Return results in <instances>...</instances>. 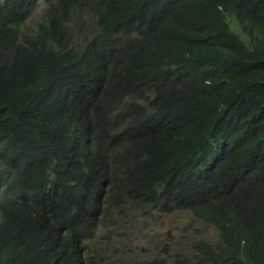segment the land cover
I'll use <instances>...</instances> for the list:
<instances>
[{
	"label": "clouds",
	"instance_id": "9594fccd",
	"mask_svg": "<svg viewBox=\"0 0 264 264\" xmlns=\"http://www.w3.org/2000/svg\"><path fill=\"white\" fill-rule=\"evenodd\" d=\"M35 2L27 21L31 29L36 31L40 20H46L48 29L61 33L65 27L59 1ZM71 2L86 11L77 0ZM243 3L247 5L245 11L257 9L264 15V3ZM31 19L35 21L29 23ZM224 19L227 29L244 35L236 14L225 13ZM216 29L217 25L210 22L206 31L212 34ZM101 62L103 67L99 65L86 75L71 74L70 80L80 86L79 106L85 107V112L69 114L74 128L67 136L40 142L47 148L54 147L60 158L54 160L42 182L34 185L27 175L37 165L33 155L19 160L17 173L0 181V219L17 225L25 235L33 236L43 229L59 234L42 243L48 244L51 264H128L121 263L115 253L134 242L143 226L141 221H157L186 211L205 221L186 201L203 196L223 176L254 186L264 198V130L252 132L253 116L264 115L258 98L250 107L245 104L235 108L226 124L210 117V112L221 106L219 88L203 69L182 70L177 75L193 105L190 114H184L177 108L173 90H167L168 79L151 80V88L138 100L133 80L141 78L143 65L111 57ZM148 69L149 64L146 72ZM252 80L264 82V66L257 65V71L246 81ZM158 89L162 92L157 97ZM89 106H106L107 112L97 121L89 118ZM55 113L54 105L48 102L46 112L37 114L41 122H48L43 126L45 131L53 129ZM172 113L186 125L196 120L197 125L204 122L205 128L194 134L184 125H172L168 118ZM164 114L167 116L162 118ZM234 115L250 116L243 120ZM239 140L245 147L237 146ZM57 168L69 188L79 182L87 189V196L68 201L56 182ZM1 196L18 204L19 211L9 213L11 208L3 204ZM205 222L217 229L215 242L203 237L187 247H172L158 258L145 256L151 259L138 264H214L198 258L205 244L216 250L223 242L218 227ZM250 237L264 257L262 217L252 218ZM230 245L240 258L234 260L235 264H255L244 248L234 242Z\"/></svg>",
	"mask_w": 264,
	"mask_h": 264
},
{
	"label": "trees",
	"instance_id": "16d2710c",
	"mask_svg": "<svg viewBox=\"0 0 264 264\" xmlns=\"http://www.w3.org/2000/svg\"><path fill=\"white\" fill-rule=\"evenodd\" d=\"M57 1L65 27L61 33L48 29L46 20H40L36 31L31 29L27 21L35 0H0L1 182L8 174H16L19 160L30 155L37 165L27 175L34 185L42 182L54 160L60 158L54 147L47 148L40 142L67 136L74 128L69 114L85 112V107L79 106L80 86L70 80L71 74L86 75L99 65L103 67L104 57L143 65L141 78L133 80L138 100L151 88V80L161 82L166 78L177 108L190 114L193 105L177 75L194 68L203 69L219 88L221 106L210 112L211 118L228 124L235 108L245 104L250 107L255 98L264 109V82L246 81L257 71V65L264 66V15L257 9L245 11V0H77L87 8L84 12L71 0ZM225 13L240 18L244 38L227 29ZM210 22L217 25L212 34L206 31ZM161 92L157 90V97ZM48 102L56 113L53 129L45 131L43 126L48 122H41L37 114L46 112ZM106 112V106H89L88 116L100 121ZM249 116L234 115L243 120ZM168 118L170 124L184 125L194 134L205 128L204 122L197 125L196 120L186 125L176 113ZM253 118L252 132L264 130V115ZM237 146L245 147L243 140ZM57 171L56 182L68 201L87 196V189L79 182L69 188L59 168ZM1 201L11 208L9 213L20 209L11 199L1 196ZM186 204L221 231L223 242L216 250L205 244L198 255L200 260L235 264L234 260L240 258L231 250L230 242H234L255 264H264L257 243L250 237L252 218L264 219V198L254 186L223 176L203 196ZM58 236L44 229L33 236L25 235L17 225L2 218L0 264H51L48 244L42 243Z\"/></svg>",
	"mask_w": 264,
	"mask_h": 264
},
{
	"label": "rangeland",
	"instance_id": "374dc122",
	"mask_svg": "<svg viewBox=\"0 0 264 264\" xmlns=\"http://www.w3.org/2000/svg\"><path fill=\"white\" fill-rule=\"evenodd\" d=\"M32 18L35 19L37 16L33 15ZM31 21L35 20L31 19L29 23ZM232 22L234 21L231 20ZM141 223L143 226L141 231L136 233L137 238L124 248L129 255L125 254L124 250L115 253L116 258L121 263L138 264L141 260L149 261L151 258H158L164 251L175 246L187 247L203 237H206L210 242H215L218 238L215 227L210 226L188 211L169 217L162 216L157 221H141ZM145 256L151 258H145Z\"/></svg>",
	"mask_w": 264,
	"mask_h": 264
}]
</instances>
